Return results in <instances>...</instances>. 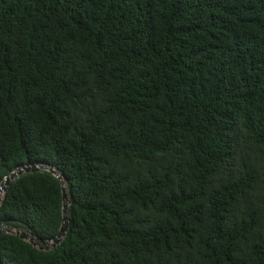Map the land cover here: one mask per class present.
Returning <instances> with one entry per match:
<instances>
[{"label":"trees","instance_id":"obj_1","mask_svg":"<svg viewBox=\"0 0 264 264\" xmlns=\"http://www.w3.org/2000/svg\"><path fill=\"white\" fill-rule=\"evenodd\" d=\"M30 164L68 230L0 264H264V0H0V184ZM62 221L7 187L1 227Z\"/></svg>","mask_w":264,"mask_h":264},{"label":"water","instance_id":"obj_2","mask_svg":"<svg viewBox=\"0 0 264 264\" xmlns=\"http://www.w3.org/2000/svg\"><path fill=\"white\" fill-rule=\"evenodd\" d=\"M39 171H48L52 173L54 176H56L62 185V194H63V221L62 225L60 227L59 233L50 240H41L38 237L34 236L32 233H21L20 231L12 230L6 227L0 226V233H10L14 234L16 236H19L23 240L31 243L34 247H38L40 250L49 251L51 249L56 248L60 243L63 241L67 230H68V223H69V198L68 193L65 185V181L63 176L54 168L43 165V164H30V165H24L22 167H19L15 169L13 172H11L3 181V183L0 184V191L4 195V193L7 190V187L10 185V183L19 177L33 172H39ZM2 202V199L0 200V203Z\"/></svg>","mask_w":264,"mask_h":264},{"label":"bare ground","instance_id":"obj_3","mask_svg":"<svg viewBox=\"0 0 264 264\" xmlns=\"http://www.w3.org/2000/svg\"><path fill=\"white\" fill-rule=\"evenodd\" d=\"M2 192L0 191V200H1Z\"/></svg>","mask_w":264,"mask_h":264},{"label":"rangeland","instance_id":"obj_4","mask_svg":"<svg viewBox=\"0 0 264 264\" xmlns=\"http://www.w3.org/2000/svg\"><path fill=\"white\" fill-rule=\"evenodd\" d=\"M3 198V194H2V196H1V199Z\"/></svg>","mask_w":264,"mask_h":264}]
</instances>
